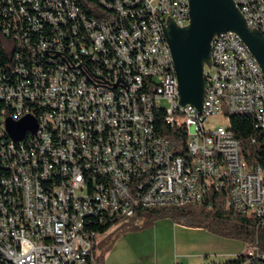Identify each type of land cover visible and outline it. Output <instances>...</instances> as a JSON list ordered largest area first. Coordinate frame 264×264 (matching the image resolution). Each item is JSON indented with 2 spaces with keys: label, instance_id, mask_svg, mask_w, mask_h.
Masks as SVG:
<instances>
[{
  "label": "built area",
  "instance_id": "built-area-1",
  "mask_svg": "<svg viewBox=\"0 0 264 264\" xmlns=\"http://www.w3.org/2000/svg\"><path fill=\"white\" fill-rule=\"evenodd\" d=\"M234 2L264 36V0ZM186 3L21 0L14 10H0L4 34L10 28L46 34L26 36L19 45L47 61L30 69L18 65L13 82L0 73L6 107L0 109V201H6L0 251L6 264L9 258L85 264L103 237L96 225L111 227L138 207L198 204L210 188H224L228 206L264 226V168L246 160L227 124L205 126L211 117L227 120L234 110H253L264 133V88L248 63L250 53L226 33L212 42L202 111L179 106L161 23L170 18L183 27ZM0 45L14 55L12 43L1 38ZM156 112L186 129V156L178 154L171 168H164L171 146L155 131ZM27 116L35 131L12 138L8 122ZM54 131L62 139H54ZM22 180H29L32 199H24ZM96 264L102 263L96 258Z\"/></svg>",
  "mask_w": 264,
  "mask_h": 264
},
{
  "label": "trees",
  "instance_id": "trees-1",
  "mask_svg": "<svg viewBox=\"0 0 264 264\" xmlns=\"http://www.w3.org/2000/svg\"><path fill=\"white\" fill-rule=\"evenodd\" d=\"M87 1L89 4L95 3V0ZM20 2L21 0H0V10L9 7L14 10ZM88 14L92 15L93 13L92 11H88ZM16 32L18 39L14 37ZM26 36L32 39H41L45 38L46 34H35L27 28H24L22 32L14 31L13 28H10L8 33L4 34L0 27V40L2 38L7 43L13 44L14 55L8 56L5 55L3 50L0 51V73L5 75L7 79H10L11 82L15 80V68L18 65L30 69L33 63H39L37 62L38 60H40V66H46L47 64L45 59H42V62L39 55L29 53L27 45H19ZM30 46L34 47L35 45ZM21 52L23 53L21 54ZM15 53H19L20 56L16 58ZM4 107V104H0V109H4ZM154 127L157 133L168 140L171 146L170 152L173 155L178 156L180 154L186 156V129L183 126L176 123H166L163 112H156ZM227 127L240 141L242 153L246 160L250 164L258 163L264 168V133L255 127L253 116L230 114L227 117ZM165 217H169L173 221H181L188 226L206 228L225 237L239 239L254 248V251L250 255L241 252L234 260L219 264H264V226L260 225L252 216L239 213L231 206H228L226 203V190L224 188H220L219 190L208 189L204 198L198 204L136 208L132 216L116 220L114 222L115 224L117 223L115 229L97 241L95 248H100V252L95 256V259L97 258L103 264L104 252L110 249L115 237L119 233L139 230ZM108 224L111 223H106L105 225L98 224L93 229L104 234L110 228ZM0 264H6L1 251Z\"/></svg>",
  "mask_w": 264,
  "mask_h": 264
},
{
  "label": "water",
  "instance_id": "water-1",
  "mask_svg": "<svg viewBox=\"0 0 264 264\" xmlns=\"http://www.w3.org/2000/svg\"><path fill=\"white\" fill-rule=\"evenodd\" d=\"M161 26L176 76L180 107L191 105L202 111L206 93L204 71L212 66V42L219 35L235 34L264 77V36L247 25L234 0H188L185 26L176 25L170 18ZM35 128L31 116L7 124L8 133L14 139L22 138L26 131L34 132Z\"/></svg>",
  "mask_w": 264,
  "mask_h": 264
},
{
  "label": "rangeland",
  "instance_id": "rangeland-1",
  "mask_svg": "<svg viewBox=\"0 0 264 264\" xmlns=\"http://www.w3.org/2000/svg\"><path fill=\"white\" fill-rule=\"evenodd\" d=\"M219 124H227L221 114L205 122L206 128ZM116 226L117 223L100 235ZM95 251L98 254L100 248ZM253 251L239 239L165 217L139 230L119 233L104 252L103 264H219L234 260L241 252Z\"/></svg>",
  "mask_w": 264,
  "mask_h": 264
},
{
  "label": "bare ground",
  "instance_id": "bare-ground-1",
  "mask_svg": "<svg viewBox=\"0 0 264 264\" xmlns=\"http://www.w3.org/2000/svg\"><path fill=\"white\" fill-rule=\"evenodd\" d=\"M187 22H188V3H186V11L183 16V25L185 26ZM233 40H235V44L237 45L240 51L249 52L248 49L241 43V41L235 34H233ZM165 49H169L166 41H165ZM248 63L254 70L256 78L260 80V87L264 88V77L262 75L261 69L259 65L256 63V61L254 60V58L251 56V54H248ZM170 72L172 73V84L174 86H177V81H176V76L174 73L172 61H170ZM230 114L251 115L252 117L253 110H234L230 112ZM16 122H19V121H16ZM26 133L27 131L25 132V134ZM25 134L23 135V137L25 136ZM54 139H62V132L54 131ZM177 159H178V156L173 155L169 151V159H164V168H171V161H176ZM0 176H1V163H0ZM20 191L24 194V199H32V190L29 186V180L21 181ZM44 193H51V186H44ZM0 210H6V201H0ZM9 264H17V258H9ZM85 264H96L95 256H89L85 260Z\"/></svg>",
  "mask_w": 264,
  "mask_h": 264
}]
</instances>
